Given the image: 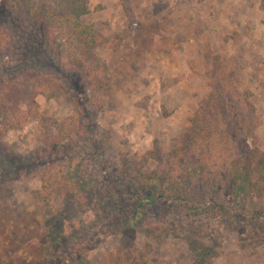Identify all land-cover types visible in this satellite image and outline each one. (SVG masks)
I'll list each match as a JSON object with an SVG mask.
<instances>
[{
    "label": "rangeland",
    "instance_id": "rangeland-1",
    "mask_svg": "<svg viewBox=\"0 0 264 264\" xmlns=\"http://www.w3.org/2000/svg\"><path fill=\"white\" fill-rule=\"evenodd\" d=\"M43 5L0 0V264H79L78 241L83 264H264V180L238 174L248 148L264 156V0H90L86 58ZM27 72L61 87L35 99L72 137L45 136L7 97ZM46 172L88 186L62 180L46 205ZM139 174L153 206L112 228L137 207L126 177ZM52 228L71 238L50 255Z\"/></svg>",
    "mask_w": 264,
    "mask_h": 264
},
{
    "label": "trees",
    "instance_id": "trees-1",
    "mask_svg": "<svg viewBox=\"0 0 264 264\" xmlns=\"http://www.w3.org/2000/svg\"><path fill=\"white\" fill-rule=\"evenodd\" d=\"M51 1L55 6H57V8H59L58 10L56 9L54 11H51V14H48L47 16V19L49 21L48 23L52 25V29L54 28L57 29V27L62 26L64 30L68 31L74 36L76 45L83 46V49L81 47L79 51L81 57L83 58L90 57L92 52L95 50V48L99 46L98 34L95 31L94 27L85 25L82 22V18L88 16L91 13V10L89 8L90 0H51ZM39 2L44 7L43 4L45 3V0H39ZM0 43H1L0 44V48H1L3 45L1 39H0ZM23 76H25V78H23L24 79L23 85L19 83L18 79H16L17 81H11L12 83H9V85H7L8 88L7 97H9V99L14 103V105L25 104V106H27L31 118L37 121L41 125L42 129L45 131V136L46 134L52 135L53 132L55 131L54 130L55 127H57L59 131L58 135L60 138L72 137L73 135H68L69 132H65L64 124L55 123L48 116L43 115L39 112L38 105L35 99V97L39 94L48 95L50 98H58L61 94V92H59L61 91V87H59L57 83L52 82L43 77H39L38 75H34L31 72H27ZM41 88H43V90ZM215 94L217 95L215 96L216 98L224 100L219 107L221 110L225 109V107L228 106L225 96L219 92ZM10 95L13 97H11ZM27 95L30 97H26ZM94 97H96L95 93H94ZM27 98L28 100H26ZM13 100H19L18 101L19 103L14 102ZM5 104L6 103H4V105ZM248 130H250V132H253V129L252 131L251 129ZM182 139L180 141H182ZM72 140L73 139H71V141ZM248 154H249V161L247 162L246 168L245 170L243 169L242 171H239L238 174H241L244 171H246L250 174L251 181L256 180L259 183V181L264 180V161H263L264 156L258 151L257 148L255 150H249L248 148ZM126 178L131 183L130 184L131 187L133 185L134 187H136L135 191L136 192L139 191L140 195L137 196V198H135L136 204L138 205L135 209L131 210L130 213L128 214L123 213L122 214L123 217L120 218L117 217L112 219L110 221L111 223H108L112 228H115L116 226L122 228L125 224L127 226L129 223H132L134 225V222L137 221L139 217H142V215H144V211L148 208V205L149 207L153 206L152 200H150L149 202L147 201L151 198H155L154 195L149 198L147 197V201H145V198L143 197V193L146 191L145 189L146 185L150 183L149 182L150 179L147 178L145 175H141V174H139L138 176L134 175L132 177H126ZM62 180L69 181V183L65 185V188L66 187L70 188L67 189V194L75 192L73 191V189L77 190L81 185L83 189H85V187L88 186V180L86 178L70 180L63 173L58 174V173L46 172L42 177V182H43L42 191L38 192L39 200L44 204L49 205L52 201L53 194L57 192L56 185L59 186L58 184H62L63 183ZM89 183L92 184L94 182L92 181ZM236 184L238 185V182H236ZM254 186L255 185H253V187ZM81 187L79 189H82ZM256 191H258V189L254 188L252 190L242 184V186L240 187V189H238L237 192L246 194L247 197H250ZM157 198L159 199L162 198L164 200L167 198V196L165 195V193H160L159 195H157ZM245 216H246L245 220L247 222H249V220L251 221L254 220L256 217L254 213H248V212H246ZM258 220L261 222L259 226L261 228L262 227L264 228V217L263 216L259 217ZM50 231H51V239L49 245L47 246V253L51 255L56 251V249L58 248V246H60V244L65 245L66 242H68V239L71 238V236L70 233H66L67 232L66 228H59V229L52 228L50 229ZM80 242L82 241H78L76 246L79 249L78 254L81 258H79L80 261L77 260L76 262L79 264H83L85 260V256L87 255L88 252L87 250L89 248V245H91V243L88 244V243H84V242L80 243ZM50 255L47 257H50Z\"/></svg>",
    "mask_w": 264,
    "mask_h": 264
}]
</instances>
